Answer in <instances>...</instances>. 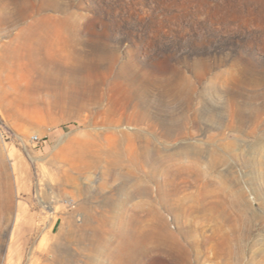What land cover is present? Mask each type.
<instances>
[{
  "label": "rangeland",
  "instance_id": "374dc122",
  "mask_svg": "<svg viewBox=\"0 0 264 264\" xmlns=\"http://www.w3.org/2000/svg\"><path fill=\"white\" fill-rule=\"evenodd\" d=\"M0 15V264H264V0Z\"/></svg>",
  "mask_w": 264,
  "mask_h": 264
},
{
  "label": "bare ground",
  "instance_id": "6f19581e",
  "mask_svg": "<svg viewBox=\"0 0 264 264\" xmlns=\"http://www.w3.org/2000/svg\"><path fill=\"white\" fill-rule=\"evenodd\" d=\"M7 20L8 19L6 18V16L0 15V22H2V21L5 22ZM42 30L40 28H38L37 26H34V25H30V26H28V27L23 28V29L20 30V32L18 33V39L19 40H18L17 44L14 47V53H15L16 57H19V58H23V57L40 58L42 56V53L44 52V44L42 42V40H43ZM2 55L4 57H7L9 55V51L5 49L3 51V53H2ZM123 107H124V105H123ZM119 119H117V120H119ZM118 133H121V132H118Z\"/></svg>",
  "mask_w": 264,
  "mask_h": 264
},
{
  "label": "crops",
  "instance_id": "0c3cea01",
  "mask_svg": "<svg viewBox=\"0 0 264 264\" xmlns=\"http://www.w3.org/2000/svg\"><path fill=\"white\" fill-rule=\"evenodd\" d=\"M57 226H58L57 224H54L52 227H53V229H54V228H56Z\"/></svg>",
  "mask_w": 264,
  "mask_h": 264
}]
</instances>
